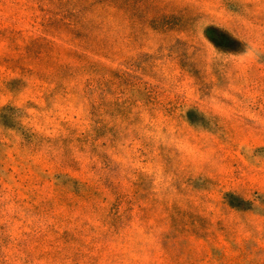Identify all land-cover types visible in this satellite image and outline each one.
Segmentation results:
<instances>
[{
	"label": "rangeland",
	"instance_id": "obj_1",
	"mask_svg": "<svg viewBox=\"0 0 264 264\" xmlns=\"http://www.w3.org/2000/svg\"><path fill=\"white\" fill-rule=\"evenodd\" d=\"M0 264H264V0H0Z\"/></svg>",
	"mask_w": 264,
	"mask_h": 264
}]
</instances>
